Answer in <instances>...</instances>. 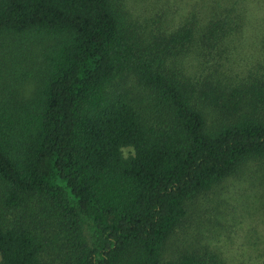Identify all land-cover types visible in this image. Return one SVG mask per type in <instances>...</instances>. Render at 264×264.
I'll use <instances>...</instances> for the list:
<instances>
[{
  "label": "trees",
  "instance_id": "16d2710c",
  "mask_svg": "<svg viewBox=\"0 0 264 264\" xmlns=\"http://www.w3.org/2000/svg\"><path fill=\"white\" fill-rule=\"evenodd\" d=\"M212 20L204 34L223 37L225 19ZM6 34L45 48L28 77L0 88V264H44L58 226L69 264H198L163 262V247L188 201L264 158V118L211 129L193 90L141 51L113 0H0ZM18 209L29 216H6Z\"/></svg>",
  "mask_w": 264,
  "mask_h": 264
},
{
  "label": "rangeland",
  "instance_id": "374dc122",
  "mask_svg": "<svg viewBox=\"0 0 264 264\" xmlns=\"http://www.w3.org/2000/svg\"><path fill=\"white\" fill-rule=\"evenodd\" d=\"M113 2L141 51L158 54L164 68L193 90L211 129L243 113L264 118V0ZM218 19L227 23L225 35H205L206 24ZM191 27L192 40L183 41L181 35ZM25 36L28 39L1 37L0 88L15 79L22 81L28 77L26 69L40 63L45 47L32 43L36 42L30 39L32 34ZM22 90L29 96L33 85L27 83ZM123 153L128 156L132 149L124 148ZM37 203L31 207L53 215ZM186 208L185 218L163 247V262L189 256L198 264H264V158L248 159L235 173L188 201ZM28 214L6 211L9 219ZM32 214L31 220L40 226L39 216ZM58 229L43 254L44 264H69L67 236L63 227Z\"/></svg>",
  "mask_w": 264,
  "mask_h": 264
}]
</instances>
